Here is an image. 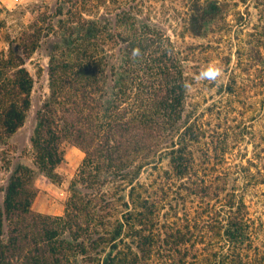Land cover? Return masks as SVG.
I'll return each instance as SVG.
<instances>
[{
  "label": "trees",
  "instance_id": "16d2710c",
  "mask_svg": "<svg viewBox=\"0 0 264 264\" xmlns=\"http://www.w3.org/2000/svg\"><path fill=\"white\" fill-rule=\"evenodd\" d=\"M159 1L42 0L10 39L0 61V127L18 130L31 103L30 73L10 69L23 64L17 49L29 55L53 38L50 101L37 111L31 141L48 173L63 160L65 141L85 157L61 216L34 213L28 173L11 175L0 264H264V220L252 216L238 185L227 189L225 168L207 173L212 141L201 142L208 128L184 87L187 55L161 25L172 21L174 36H202L225 4L181 0V9L166 8L174 15H161ZM147 168L158 174L141 182ZM189 195L209 200L179 215L173 201Z\"/></svg>",
  "mask_w": 264,
  "mask_h": 264
},
{
  "label": "rangeland",
  "instance_id": "374dc122",
  "mask_svg": "<svg viewBox=\"0 0 264 264\" xmlns=\"http://www.w3.org/2000/svg\"><path fill=\"white\" fill-rule=\"evenodd\" d=\"M43 1L52 7L55 3V0ZM171 1L160 0L155 3L161 15H174L171 9L166 10L171 5L181 9V0ZM41 2L0 0L1 63L8 57L10 39L31 24L33 15L30 10ZM222 2L226 8L223 17L213 25L211 23L202 36H196L187 29H180V36H174L172 21L161 25L187 55L184 65L192 84L189 101L201 112V120L208 128L200 140L202 143L212 141L206 147L211 156L208 164H204L207 173L225 168L227 189L238 185L236 188L239 194H243L252 216L264 220V0ZM52 39H42L39 47L31 50L29 55L17 49L23 64L10 68L26 69L33 78V88L23 125L11 134L0 127V208L3 210L5 188L11 175L26 171L33 193L32 211L42 215H63L71 195V184L85 157L84 152L73 142L65 141L62 145L63 160L53 172L48 173L40 167L31 141L38 123L37 111L50 101L48 54ZM211 62L223 69L219 80L211 83L196 81L200 70ZM217 139L219 142L216 143ZM197 147L202 149L196 154L203 161L200 157L204 152L203 146L198 144ZM216 153L223 159H215ZM161 168H168V159H165ZM150 173H154V176L158 174L147 168L141 174V182L148 183L154 179ZM224 179L221 176V181L224 182ZM225 193L223 191L221 196ZM184 199L173 201V204L179 205V215L185 214V205L191 207L190 212H194L203 202L194 195ZM210 200L216 201L215 198ZM4 229L8 231L6 220Z\"/></svg>",
  "mask_w": 264,
  "mask_h": 264
},
{
  "label": "clouds",
  "instance_id": "9594fccd",
  "mask_svg": "<svg viewBox=\"0 0 264 264\" xmlns=\"http://www.w3.org/2000/svg\"><path fill=\"white\" fill-rule=\"evenodd\" d=\"M138 53V50H134V55ZM223 74V69L215 62L209 63L206 67L200 70L198 75L195 77L196 81H208L217 82ZM184 87L186 89H191L192 84L190 82H185Z\"/></svg>",
  "mask_w": 264,
  "mask_h": 264
},
{
  "label": "crops",
  "instance_id": "0c3cea01",
  "mask_svg": "<svg viewBox=\"0 0 264 264\" xmlns=\"http://www.w3.org/2000/svg\"><path fill=\"white\" fill-rule=\"evenodd\" d=\"M7 54V53H6Z\"/></svg>",
  "mask_w": 264,
  "mask_h": 264
}]
</instances>
